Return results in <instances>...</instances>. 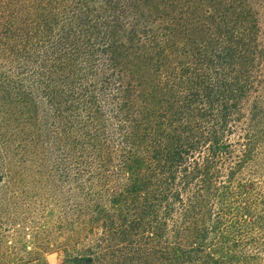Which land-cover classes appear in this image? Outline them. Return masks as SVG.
Wrapping results in <instances>:
<instances>
[{"label": "trees", "instance_id": "trees-1", "mask_svg": "<svg viewBox=\"0 0 264 264\" xmlns=\"http://www.w3.org/2000/svg\"><path fill=\"white\" fill-rule=\"evenodd\" d=\"M264 264V0H0V264Z\"/></svg>", "mask_w": 264, "mask_h": 264}, {"label": "rangeland", "instance_id": "rangeland-1", "mask_svg": "<svg viewBox=\"0 0 264 264\" xmlns=\"http://www.w3.org/2000/svg\"><path fill=\"white\" fill-rule=\"evenodd\" d=\"M62 259V255L58 252L40 255L39 259L29 264H58Z\"/></svg>", "mask_w": 264, "mask_h": 264}]
</instances>
